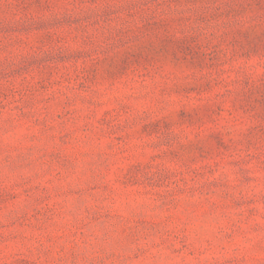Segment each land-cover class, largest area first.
Returning <instances> with one entry per match:
<instances>
[{"label": "rangeland", "instance_id": "rangeland-1", "mask_svg": "<svg viewBox=\"0 0 264 264\" xmlns=\"http://www.w3.org/2000/svg\"><path fill=\"white\" fill-rule=\"evenodd\" d=\"M0 264H264V0H0Z\"/></svg>", "mask_w": 264, "mask_h": 264}]
</instances>
